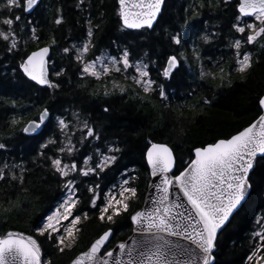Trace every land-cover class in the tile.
<instances>
[{
	"label": "snow or ice",
	"instance_id": "6c2138e0",
	"mask_svg": "<svg viewBox=\"0 0 264 264\" xmlns=\"http://www.w3.org/2000/svg\"><path fill=\"white\" fill-rule=\"evenodd\" d=\"M117 2V29L125 36L129 34L128 30L153 29L154 23H158L162 17L166 4V0ZM41 3L42 0H0V41L4 42L7 54L19 55L17 66L12 69L13 75L22 74L35 85L51 89L54 96L61 89L67 71L65 67H56L50 56L57 43L55 37L44 47L25 51L29 40L40 42L42 39L37 31L38 21L26 18ZM232 3L233 0H218L216 7L223 5L227 8ZM84 6L85 0H78L77 7ZM210 6L208 0H198V3L190 6L182 27L177 24L171 31L163 29L170 54L158 52L153 58L152 51H143L134 56L128 44L120 47L117 41H113L117 47L115 55L101 53L91 60L86 59L90 49L95 46L91 38L94 31L99 29L103 16L96 24L89 17L86 21L89 25L86 29L88 39L81 46L73 44L71 48L63 47L61 53L79 65L74 74L77 79L101 80L108 77L113 80V90H118L122 95L126 94L128 88L114 79V75L127 74L131 69L133 75L130 79L142 93L156 95L164 107H169L168 82L183 71L186 64L189 71L192 69L188 63V49L184 47L189 34L197 35L205 45H211L221 35L207 29L202 34L195 31L194 18L200 15L202 9ZM234 8L228 29L231 35L229 46L236 57L235 70L245 74L253 63L252 52L246 46L259 43L260 48L264 49V43L260 42L264 39V0H238ZM61 11L58 10L54 17L55 25L64 22ZM199 47L195 41L189 45L191 61L197 65V75L192 81L197 86L189 85V97L196 95L206 81L219 78L224 82L223 76L218 77L212 70L219 68L221 74L224 72L219 67L220 61L212 56H207L205 61V53L198 50ZM162 56L163 67L154 79L152 70ZM206 63L212 67L206 68ZM124 78L129 79L127 75ZM104 95H109V92L105 91ZM257 99L258 115L253 121L225 138L194 146L191 149L193 155L183 165L177 164L174 151L167 144L149 141L144 155L150 184L148 195L143 198L142 209H133V204L142 197L139 185L135 184L138 176L127 170L121 173L122 179L118 183L111 184L103 192L99 183L86 185L85 191L91 194L89 207L98 211L96 218L102 224H115L127 218L134 226L133 234L108 247L113 229L102 230L85 251L70 260V264H215L218 237L230 223V217L250 195L251 173L258 160H264V94ZM211 103L212 100L204 96L197 106ZM12 106H16L15 101H12ZM68 111H61L53 123L50 109L44 107L36 119L28 121L18 130L25 134H36L42 126L51 125L56 129L40 144L37 155L50 174L63 181V198L35 227V235L22 231H8L0 235V264H52L50 259H42L45 242L51 244L59 254L75 248L81 232L77 225L82 218L90 219L87 211L75 214L81 203L78 192L82 178L94 176L102 179L123 154L118 141H108L102 137L103 129L97 130L91 115L83 116L81 110H74L65 116ZM109 111L108 106L103 107L104 113ZM18 123L20 119L14 117L7 127H14ZM15 135L16 132H12L8 136H0V153L10 150L8 141ZM49 151L52 155L46 154ZM26 172L23 160H0V182H16L22 191H28L23 188ZM65 221L68 223L65 224ZM258 223L261 230L255 235L264 241V218ZM261 249H264V243L255 245L246 259L249 262L264 260V255H258Z\"/></svg>",
	"mask_w": 264,
	"mask_h": 264
},
{
	"label": "trees",
	"instance_id": "16d2710c",
	"mask_svg": "<svg viewBox=\"0 0 264 264\" xmlns=\"http://www.w3.org/2000/svg\"><path fill=\"white\" fill-rule=\"evenodd\" d=\"M195 3H198V0H166L163 15L158 23L154 24L153 29L128 30L129 34L125 36L117 29L116 0H85L83 8L77 7V0H42L39 8L26 17L38 21L37 31L42 35V39L40 42L29 40L25 51L30 52L48 45L52 37H55L57 43L51 50V57L56 67H65L67 71L61 89L57 90L54 96L51 89L35 85L22 74L13 75L12 69L17 66L19 55L7 54L4 51V42L0 41V136L16 132L15 137L8 141L10 150L0 153V160L6 158L8 161H24L27 172L23 188L28 190L22 191L16 182H0L1 234L15 229L35 235V227L63 197V181L51 175L37 155L40 144L56 129L49 125L34 136H27L18 131L28 120L36 119L44 107L50 109L53 123L54 117L64 109L69 110L65 116H69L74 110H81L83 116L91 115L97 124V130L103 129L102 137H106L108 141H118L123 149L118 163L102 179L94 176L82 178L83 183L80 184L79 191L81 203L76 213L87 211L90 219L82 218L81 223L77 225L81 229L80 239L71 251L59 254L51 244H43L45 261L50 259L52 264L69 263L77 253L85 250L102 230L109 227L113 229V235L108 247L124 240L131 233V223L127 218L118 220L115 224H102L96 218L98 211L89 207L91 194L85 191L86 185L99 183L103 192L111 184L117 183L121 173L127 170L138 176L135 184L139 185L142 198L133 204V209L136 210L142 205L149 180L144 155L149 141L168 144L174 151L177 164L183 165L193 155L191 149L194 146H201L216 138H225L257 117V98L264 91V49L260 48L259 43L246 46L252 52V67L245 74L235 70L236 57L234 50L229 46L231 35L228 29L235 10L234 5L238 0H233L227 8L223 5L217 8L218 0H208L211 6L202 9L200 15L194 18L197 33L202 34L207 29L221 35L211 45H205L197 35L189 34L188 43L184 47L188 49V63L192 65V69L189 71L186 64L183 71L168 82L171 98L169 107H164L156 95L143 94L139 87L124 77L118 78L114 75V79L128 88L123 95L118 90H113L112 79H77L74 74L79 65L71 57L61 53L63 47H69L70 41H79L85 37L89 27L86 21L89 17L92 18L93 24H96L103 16L99 29L94 31L92 37L95 45L93 51L101 48L110 54H116L117 47L113 41H117L120 47L128 44L134 56L143 51H152L153 58L158 52L170 54L171 49L163 29L171 31L177 24L182 27V21L187 17L190 6ZM58 10H62L64 22L61 25L53 23ZM193 41L199 44L198 50L205 53V61L207 56L220 61L219 67L223 68L224 72L221 74L219 68L212 70L218 77L222 75L224 82L219 78L206 81L196 95L189 97V85L197 86L192 83L193 77L197 75V65L191 61L189 49ZM260 42L264 43V39ZM163 62L162 56L152 70L154 79L163 67ZM205 66L212 67L207 63ZM105 91L109 92V95L105 96ZM204 96L209 97L212 103L197 106V102ZM12 101H15V107L12 106ZM104 106L110 108L108 113L103 112ZM14 117L20 119V123L7 127ZM46 154L52 155V152ZM251 183L250 195L218 237L215 264L248 262L246 257L254 247L252 232L255 217L264 214V160H258L251 173Z\"/></svg>",
	"mask_w": 264,
	"mask_h": 264
},
{
	"label": "rangeland",
	"instance_id": "374dc122",
	"mask_svg": "<svg viewBox=\"0 0 264 264\" xmlns=\"http://www.w3.org/2000/svg\"><path fill=\"white\" fill-rule=\"evenodd\" d=\"M249 22H251V21H249ZM86 40H87L86 37H84L82 40L72 42V43H70L69 48H71L73 44H75V45H77V46H81ZM101 53H109V52H107V51H98L95 55H100ZM87 55H88V54H87ZM95 55H93L92 57L86 56V59L91 60V59L94 58ZM113 55H115V54H113ZM115 75H117L116 77H118V78H120V77H124V75H127V76L129 77V79H130L131 75H133V71L130 69L129 72H128L127 74H115ZM103 78L108 79V80L110 79V78H108V77H103ZM103 78H102V79H103ZM130 80H131V79H130ZM131 81H132V80H131ZM111 85H112V83H111ZM57 116H58V115H57ZM54 118H55V117H54ZM54 118H53V119H54ZM121 179H122V176L118 179L117 183H118ZM62 198H63V197H62ZM61 200H62V199H61ZM59 202H60V201H59ZM59 202H58V203H59ZM58 203L53 207V209H52L51 211H53V210L55 209V207L58 205ZM51 211H50V212H51ZM50 212H49V213H50ZM75 214H78V213H75ZM79 214H80V213H79ZM261 218H264V214H258V215L255 217V225H254V229H253V232H252V233H253L252 237H253V239H254V246L257 245V244L263 243L262 241H260L259 237H257V236L255 235V232L261 230V224L258 223V221H260ZM70 219H71V218H70ZM64 223L67 224L68 222L65 221ZM253 250H254V247H253ZM253 250H252V251H253ZM258 255H264V249H261V252H260ZM260 261H261V260L257 261V260L254 259L253 261H251V263H252V264H257V263L260 262ZM248 263H250V262L248 261L247 264H248Z\"/></svg>",
	"mask_w": 264,
	"mask_h": 264
},
{
	"label": "water",
	"instance_id": "95a60500",
	"mask_svg": "<svg viewBox=\"0 0 264 264\" xmlns=\"http://www.w3.org/2000/svg\"><path fill=\"white\" fill-rule=\"evenodd\" d=\"M116 2H117V0H116ZM117 5H118V2H117ZM154 24H155V23H154ZM44 46H46V45H43V46H40V47H44ZM38 48H39V47H38ZM38 48H36V49H34V50H37ZM34 50H32V51H34ZM30 52H31V51H30ZM50 56H51V51H50ZM33 83H35V82H33ZM262 94H264V91H263ZM41 111H42V110H41ZM41 111H40V112H41ZM40 112H39V113H40ZM39 113H38V114H39ZM37 116H38V115H37ZM30 120H33V119H30ZM30 120H28V121H30ZM28 121H27V122H28ZM27 122H26V123H27ZM26 123H25V124H26ZM25 124H24V125H25ZM42 129H43V126H42V128L38 131V133H36V134H25V133H24V134L27 135V136H34V135L39 134V133L42 131ZM153 143H162V142H153ZM163 144H166V143H163ZM167 145H168V144H167ZM168 146H169V145H168ZM169 147H170V146H169ZM146 150H147V149H146ZM145 160H146V159H145ZM146 164H147V163H146ZM149 184H150V178H149V180H148V183H147V186H146V191H145V194H144L143 198L146 197V196L148 195V192H149ZM247 197H248V196H247ZM247 197H246V199H247ZM246 199H245V201H246ZM245 201L242 202L241 206L244 204ZM143 206H144V199H143L142 205H141L138 209H142ZM241 206H239V208H240ZM239 208H238V209H239ZM236 211H237V210H236ZM236 211H235V212H236ZM235 212H234V213H235ZM230 219H231V217H230ZM133 227H134V226L131 224V233H130L126 238H128L129 236H131V235L133 234V233H132V229H133ZM8 231H20V230L10 229V230H7L6 232H4L3 234H6ZM22 232H23V231H22ZM24 233H25V232H24ZM3 234L0 233V235H3ZM25 234H28V233H25ZM110 238H111V237H110ZM126 238H125V239H126ZM125 239H124V240H125ZM120 241H123V240H120ZM120 241H118V242H120ZM116 243H117V242H116ZM116 243H115V244H116ZM115 244H114V245H115ZM89 245H90V244H89ZM114 245H113V246H114ZM113 246H112V247H113ZM85 250H86V249H85ZM85 250H83V251H85ZM81 252H82V251H81ZM79 253H80V252H79ZM79 253H77V254H79ZM77 254H76V255H77ZM74 257H75V256H74ZM74 257H73V258H74ZM42 259L45 260V257H44V254H43V251H42ZM67 264H70V262L67 263ZM257 264H264V260H261V261L258 262Z\"/></svg>",
	"mask_w": 264,
	"mask_h": 264
},
{
	"label": "flooded vegetation",
	"instance_id": "af4514ba",
	"mask_svg": "<svg viewBox=\"0 0 264 264\" xmlns=\"http://www.w3.org/2000/svg\"><path fill=\"white\" fill-rule=\"evenodd\" d=\"M77 3H78V0H77ZM85 37H86V39H88L86 35H85ZM72 42H75V41H74V40L70 41V43H72ZM91 42H92V44H93L92 38H91ZM92 49H93V47L90 49V52L88 53L87 56L92 57V56L95 55L98 51H107L106 49H102V50H101V48H99V49H97V50H94V51H93ZM107 52H108V51H107ZM78 195H79V192H78ZM78 214H79V213H78Z\"/></svg>",
	"mask_w": 264,
	"mask_h": 264
}]
</instances>
